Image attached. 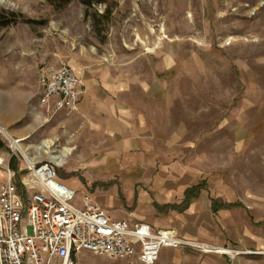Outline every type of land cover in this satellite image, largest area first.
Listing matches in <instances>:
<instances>
[{
    "label": "rangeland",
    "instance_id": "1",
    "mask_svg": "<svg viewBox=\"0 0 264 264\" xmlns=\"http://www.w3.org/2000/svg\"><path fill=\"white\" fill-rule=\"evenodd\" d=\"M149 1L152 7L144 6ZM167 1L172 2L0 0V21L16 19L0 25V83L22 82L31 94V109L39 100L42 71L56 70L62 62L107 73L111 82L131 87L135 102L149 106L158 150L195 174L197 185L205 182L211 198L241 203L228 207L237 211L230 219L254 233L248 247L219 245L233 255L189 247L172 250L155 264H264V0H194L192 5L182 0L179 17L169 15ZM149 91L151 97L145 94ZM72 114L42 108L39 125L24 141L29 152L37 161L55 163L69 185L92 196L111 195L123 209L135 210L144 190L152 195L134 171L137 153L121 148L117 154L120 146L109 143L105 152L86 155L71 132L77 123ZM0 138L5 143L0 155H9L10 141L1 132ZM47 140L53 151L73 148L63 165L40 153ZM100 161L102 166L93 165ZM4 179L0 170V183ZM145 204L143 212L150 214L155 203L146 196ZM241 228L234 226L232 236ZM77 264L143 263L86 251Z\"/></svg>",
    "mask_w": 264,
    "mask_h": 264
},
{
    "label": "built area",
    "instance_id": "2",
    "mask_svg": "<svg viewBox=\"0 0 264 264\" xmlns=\"http://www.w3.org/2000/svg\"><path fill=\"white\" fill-rule=\"evenodd\" d=\"M84 93V79L67 62L40 75L39 102L49 112L76 111ZM17 151L13 147L9 155H0L5 177L0 183V264H77L86 251L155 264L164 248L215 251L174 227L113 218L91 194L61 179L55 163L22 154L21 165Z\"/></svg>",
    "mask_w": 264,
    "mask_h": 264
},
{
    "label": "crops",
    "instance_id": "3",
    "mask_svg": "<svg viewBox=\"0 0 264 264\" xmlns=\"http://www.w3.org/2000/svg\"><path fill=\"white\" fill-rule=\"evenodd\" d=\"M67 63L85 83V93L80 98L77 110L71 116V119L77 122L73 124L71 132L77 135L78 149H81L82 143L86 155L91 151L103 153L106 147L109 148V143H117L120 149L117 147L116 152L111 148V153L121 154V148L126 154L136 152L135 158L140 162L134 171H138L143 182H148V191L152 193L151 195L144 190L137 200L135 210L131 211L123 209V204L111 195L102 198L98 195L92 196L113 218L136 219L156 227L173 226L183 237L202 239L218 245L235 242L248 247L253 243V230L230 219V215L237 212L236 209L218 208L214 212L211 197L206 190H202L185 210L178 208L185 199L187 189L197 185L195 174L174 165L170 162L169 156L158 150L156 131L151 129L148 118L149 106L141 101L135 102L131 87L118 81L111 82L107 73L83 71L80 67ZM142 92L144 94V89ZM145 94L152 96L151 91ZM30 99L31 94L22 82L0 83V122L11 130L16 138H28L40 123L39 114L45 107L38 100L37 104H32L31 109ZM31 115L34 117L33 121ZM64 134L60 133V136L66 137ZM103 164L100 161L93 165ZM16 166L17 163L14 167ZM146 196L159 210L154 207L150 214L143 212ZM222 202L231 201L222 199ZM234 226L242 227L240 235L232 236L235 233ZM218 232L223 233V236ZM184 248L189 247L164 248L159 260L170 257L172 250Z\"/></svg>",
    "mask_w": 264,
    "mask_h": 264
},
{
    "label": "bare ground",
    "instance_id": "4",
    "mask_svg": "<svg viewBox=\"0 0 264 264\" xmlns=\"http://www.w3.org/2000/svg\"><path fill=\"white\" fill-rule=\"evenodd\" d=\"M168 2V1H167ZM154 3V1H149L147 2L144 6H149L152 7V4ZM192 3H194V0H191V5ZM167 4V9H171V12L169 15L174 14L175 17H179L183 14V10H184V4L182 0H172L171 3H166ZM191 16V14L189 15ZM132 20H134V17L132 18ZM183 21H185V19L181 18L180 22L181 24L183 23ZM180 29H183L180 25ZM164 31V29L162 30ZM165 37H167L165 35ZM0 129L2 131V133L4 135H6L7 137H9L12 146L15 149H19L21 151V153L29 160L31 161H36L38 160L37 156H33L32 153L29 152V148L26 146V144L24 143V141L26 140V137H20V138H16L14 136V133L9 130L4 124H2L0 122ZM52 144V141L47 140L44 142V144L39 148L41 151L40 153L42 154V152H47L50 154V157L52 159H54L59 165H63L66 161L67 156H69L71 154V152L73 151V148L70 146H66L65 148L61 149L60 151L58 150H50V145ZM209 247H213L215 251L217 252H221V253H230V254H234V251L230 250L229 248H226L224 246H219V245H210Z\"/></svg>",
    "mask_w": 264,
    "mask_h": 264
},
{
    "label": "trees",
    "instance_id": "5",
    "mask_svg": "<svg viewBox=\"0 0 264 264\" xmlns=\"http://www.w3.org/2000/svg\"><path fill=\"white\" fill-rule=\"evenodd\" d=\"M84 2L87 5H90L91 0H84ZM15 20H16L15 18H10V19L6 18V19H3L2 21H0V25H3V26L10 25V24L14 23ZM0 147L1 148L5 147V143L1 140V138H0ZM15 164H16V160H15V158H12L11 159V165L15 166ZM205 184L206 183L203 182L199 185H194V186L189 187L186 191L184 201L182 202V204L178 208H180L181 210H185L189 206L190 202L194 198H196L197 196L200 195L201 191L206 187ZM211 200H212V209L214 212H216L218 210V208H228V207H235V206L241 205V203H239V202L223 203L221 199H216V198H211Z\"/></svg>",
    "mask_w": 264,
    "mask_h": 264
}]
</instances>
